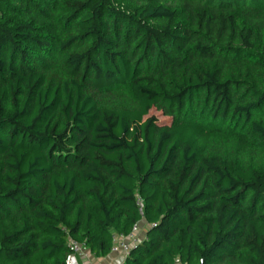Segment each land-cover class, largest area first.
Listing matches in <instances>:
<instances>
[{
	"label": "trees",
	"instance_id": "1",
	"mask_svg": "<svg viewBox=\"0 0 264 264\" xmlns=\"http://www.w3.org/2000/svg\"><path fill=\"white\" fill-rule=\"evenodd\" d=\"M137 224L120 264H264V0H0V264Z\"/></svg>",
	"mask_w": 264,
	"mask_h": 264
},
{
	"label": "built area",
	"instance_id": "2",
	"mask_svg": "<svg viewBox=\"0 0 264 264\" xmlns=\"http://www.w3.org/2000/svg\"><path fill=\"white\" fill-rule=\"evenodd\" d=\"M140 205H143L139 201ZM141 225L137 224L130 235L115 234L113 252L124 254L126 257L130 254L131 248L140 239ZM71 251L65 259V264H84V261L90 257L89 250L79 242L70 240Z\"/></svg>",
	"mask_w": 264,
	"mask_h": 264
},
{
	"label": "crops",
	"instance_id": "3",
	"mask_svg": "<svg viewBox=\"0 0 264 264\" xmlns=\"http://www.w3.org/2000/svg\"><path fill=\"white\" fill-rule=\"evenodd\" d=\"M144 235V232H140V238H143ZM124 259V254L115 252L111 253L109 256L99 258L90 254V257L84 261V264H120Z\"/></svg>",
	"mask_w": 264,
	"mask_h": 264
},
{
	"label": "rangeland",
	"instance_id": "4",
	"mask_svg": "<svg viewBox=\"0 0 264 264\" xmlns=\"http://www.w3.org/2000/svg\"><path fill=\"white\" fill-rule=\"evenodd\" d=\"M151 115L156 116V117L158 118V121H159L160 123L165 124V123H170V122H171V118H170V117H166V116H164L160 111H158V110H156V109H153V110L150 112L149 116H151ZM142 234H143V233H142ZM139 235H140V234H139Z\"/></svg>",
	"mask_w": 264,
	"mask_h": 264
}]
</instances>
